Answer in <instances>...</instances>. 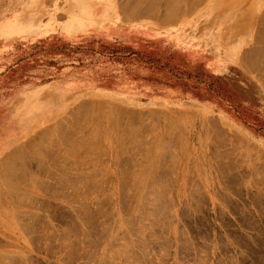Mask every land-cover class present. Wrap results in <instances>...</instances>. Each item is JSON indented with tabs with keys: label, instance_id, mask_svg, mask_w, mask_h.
I'll use <instances>...</instances> for the list:
<instances>
[{
	"label": "rangeland",
	"instance_id": "rangeland-1",
	"mask_svg": "<svg viewBox=\"0 0 264 264\" xmlns=\"http://www.w3.org/2000/svg\"><path fill=\"white\" fill-rule=\"evenodd\" d=\"M173 1L0 0V264H264V0Z\"/></svg>",
	"mask_w": 264,
	"mask_h": 264
},
{
	"label": "bare ground",
	"instance_id": "bare-ground-1",
	"mask_svg": "<svg viewBox=\"0 0 264 264\" xmlns=\"http://www.w3.org/2000/svg\"><path fill=\"white\" fill-rule=\"evenodd\" d=\"M173 3H174V5H172L170 8H172L171 10H172V12L176 9V8H178V6L180 5L179 4V1H177L176 3H175V0L173 1ZM181 3V2H180ZM136 4V3H135ZM133 7V6H132ZM146 7V6H145ZM144 7V8H145ZM180 7V6H179ZM182 7V6H181ZM155 8V7H154ZM152 9V8H151ZM174 9V10H173ZM180 9V8H179ZM178 9V10H179ZM142 10V9H141ZM167 10V9H166ZM175 11H177V9L175 10ZM95 113V112H94ZM91 130V129H90ZM92 137V136H91ZM131 138V137H130ZM143 139V138H142ZM75 140V139H74ZM119 140V139H118ZM121 140V139H120ZM133 140V139H132ZM72 141V140H71ZM167 141V140H166ZM169 141V140H168ZM167 141V142H168ZM78 142V141H77ZM135 142V141H134ZM79 143V142H78ZM42 144V143H41ZM68 145V144H67ZM38 147V146H37ZM39 148V147H38ZM83 148V147H82ZM50 149V148H49ZM87 150V149H86ZM58 151V150H57ZM78 151H79V149H78ZM121 152V151H120ZM94 157V156H93ZM9 160V159H8ZM41 160V159H40ZM10 161V160H9ZM15 161V160H14ZM215 161V160H214ZM10 163V162H9ZM17 171V170H16ZM94 176V175H93ZM95 177V176H94ZM151 185V184H150ZM94 186V185H93ZM155 187V186H154ZM12 188V187H11ZM20 190V189H19ZM120 191V190H119ZM224 191V190H223ZM118 192V191H117ZM158 194V193H157ZM199 194V193H198ZM120 195V194H119ZM123 196V195H122ZM149 197V196H148ZM82 198H84V197H82ZM118 198H120V197H118ZM121 199H123V197L121 198ZM22 201V200H21ZM27 201V200H26ZM85 201V200H84ZM122 201V200H121ZM145 201V200H144ZM26 203V202H25ZM21 204V203H20ZM115 205H116V203H115ZM145 205V204H144ZM148 205V204H147ZM139 206V205H138ZM17 208V207H16ZM121 208H122V206H121ZM123 210V209H122ZM121 212V211H120ZM122 214V213H121ZM115 215H116V213H115ZM154 216V215H153ZM117 218V217H116ZM124 218V217H123ZM122 219V218H121ZM124 220L125 219H122V222H124ZM126 220H128V219H126ZM119 223V222H118ZM117 223V224H118ZM125 223V222H124ZM127 223V222H126ZM20 226V225H19ZM26 226H27V224H26ZM24 227V226H23ZM108 227V226H107ZM141 229V228H140ZM22 231V230H21ZM24 232V231H23ZM27 232V231H26ZM115 232V231H114ZM118 232V231H117ZM143 232V231H142ZM85 236V235H84ZM110 237H112V235L110 236ZM109 238V237H108ZM109 241H111V239L109 240ZM115 241V240H114ZM129 243V242H128ZM112 246V245H111ZM128 246H130V245H128ZM127 246V247H128ZM126 247V248H127ZM120 248V247H119ZM125 248V249H126ZM119 250V249H118ZM117 251V250H116ZM115 252V251H114ZM123 252V251H122ZM9 253V252H8ZM118 253V252H117ZM129 253V252H128ZM16 255V254H15ZM19 255V254H18ZM12 256V255H11ZM6 259V258H5ZM114 259V258H113ZM100 260V259H99ZM144 260V259H143ZM4 261V260H3ZM6 261V260H5ZM8 261V260H7ZM101 261H102V259H101ZM104 261V260H103ZM120 261V260H119Z\"/></svg>",
	"mask_w": 264,
	"mask_h": 264
},
{
	"label": "crops",
	"instance_id": "crops-1",
	"mask_svg": "<svg viewBox=\"0 0 264 264\" xmlns=\"http://www.w3.org/2000/svg\"><path fill=\"white\" fill-rule=\"evenodd\" d=\"M217 56H218V54H217Z\"/></svg>",
	"mask_w": 264,
	"mask_h": 264
}]
</instances>
